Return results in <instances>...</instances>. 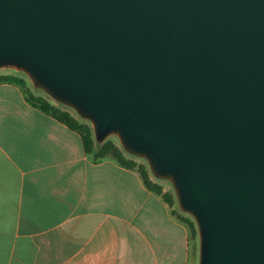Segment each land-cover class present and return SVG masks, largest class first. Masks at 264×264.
<instances>
[{"label": "water", "instance_id": "95a60500", "mask_svg": "<svg viewBox=\"0 0 264 264\" xmlns=\"http://www.w3.org/2000/svg\"><path fill=\"white\" fill-rule=\"evenodd\" d=\"M167 182L196 264H264V0H0V71Z\"/></svg>", "mask_w": 264, "mask_h": 264}, {"label": "crops", "instance_id": "0c3cea01", "mask_svg": "<svg viewBox=\"0 0 264 264\" xmlns=\"http://www.w3.org/2000/svg\"><path fill=\"white\" fill-rule=\"evenodd\" d=\"M138 173L0 84V264H196L183 222Z\"/></svg>", "mask_w": 264, "mask_h": 264}, {"label": "trees", "instance_id": "16d2710c", "mask_svg": "<svg viewBox=\"0 0 264 264\" xmlns=\"http://www.w3.org/2000/svg\"><path fill=\"white\" fill-rule=\"evenodd\" d=\"M12 84L20 88L24 94L25 101L32 107L40 110L56 121L64 124L69 129L76 131L81 139L83 152L92 155L94 160H100L104 157L112 158L121 166L134 170L140 176L146 189L158 195L169 207L171 212L178 220L186 224L189 236L196 240L195 253H197V231L193 220L189 216H182L175 209V198L172 190L165 188L162 181L151 177L145 162L137 161L136 158L129 156L120 148L119 144L112 138L106 139L103 143L95 142L91 127L88 122L78 118L70 109L52 102L43 93H37L33 90L27 78L18 72L2 73L0 72V84Z\"/></svg>", "mask_w": 264, "mask_h": 264}, {"label": "rangeland", "instance_id": "374dc122", "mask_svg": "<svg viewBox=\"0 0 264 264\" xmlns=\"http://www.w3.org/2000/svg\"><path fill=\"white\" fill-rule=\"evenodd\" d=\"M0 72H2V73H6V72H11V70H2V71H0ZM35 92H37V93H41V92H39V91H37V90H35V89H33ZM112 139H114L116 142H117V140H116V138H114V137H111ZM118 143V142H117ZM136 160L137 161H140V162H144L143 160H141V159H137L136 158ZM152 177V176H151ZM163 184H164V186H165V188L166 189H168V190H171V187H170V185L167 183V182H163ZM175 209L176 210H178V208H177V206H176V204H175ZM179 211V210H178ZM180 212V211H179ZM181 213V212H180ZM183 214V213H182ZM182 216H188V215H186V214H183ZM192 239V238H191ZM192 242L194 243V246H195V244H196V240H193L192 239ZM197 247H198V243H197Z\"/></svg>", "mask_w": 264, "mask_h": 264}]
</instances>
